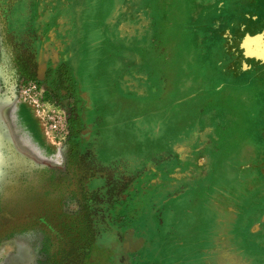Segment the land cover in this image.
Masks as SVG:
<instances>
[{
	"label": "rangeland",
	"instance_id": "rangeland-1",
	"mask_svg": "<svg viewBox=\"0 0 264 264\" xmlns=\"http://www.w3.org/2000/svg\"><path fill=\"white\" fill-rule=\"evenodd\" d=\"M18 7L10 32L29 43L43 76L14 68L0 10V107L9 112L1 123L8 134L0 136V214L15 187L25 202L44 205L57 229L110 250L112 264H264V24L249 32L251 16L264 21V0H21ZM60 62L78 87L75 107L60 102L67 120L94 117L91 149L113 164L124 188L121 204L101 194L100 214L88 221L67 140L33 136V112L10 91L19 74L64 85ZM22 230L0 239V264L17 259L9 257L16 241L26 264H51L49 233ZM118 246L122 256L114 255Z\"/></svg>",
	"mask_w": 264,
	"mask_h": 264
},
{
	"label": "flooded vegetation",
	"instance_id": "flooded-vegetation-1",
	"mask_svg": "<svg viewBox=\"0 0 264 264\" xmlns=\"http://www.w3.org/2000/svg\"><path fill=\"white\" fill-rule=\"evenodd\" d=\"M20 2L21 0H0V10L3 14H7L6 16L8 17V22L4 29L8 40L11 41V43L13 42L11 44V51L15 66L14 68H17L19 72L28 77H42L43 74L38 69L40 65L33 62L31 58L34 55V52L28 48L29 46L27 44L29 43L25 42V38H22L23 40L19 41L13 38L14 35L12 33L15 29L10 27V23L21 14L19 11L20 8L18 7ZM219 3L222 4V1H219ZM40 19L41 17L38 18V21ZM262 24H264L263 19H257L254 18V16H251L250 25L252 26L250 27L249 32L260 30L261 27H263ZM10 31H12V33ZM36 35H39V38H43L42 34L39 32ZM59 64L60 66H63L64 72H66L63 82L64 85H59L58 81L55 83L48 81L47 86L54 93L58 101L63 102L65 99H72L71 105L75 107L73 101L77 102V98H79L77 94V83L71 78L70 70L65 65V62H60ZM55 75L56 74L54 73V76ZM80 96L83 98L85 93L81 92ZM87 99L85 100L86 105L87 101H89V98ZM70 117L73 118L70 126L74 131L70 136H67L66 139L69 146L68 157L70 160H74L79 168V173H77L74 185L77 191L82 192L84 197H88L85 202V205L88 208L86 214L88 221L92 216H99V206L103 204L105 197L107 200L104 203L110 202L114 205L117 203L121 204L124 188L122 184L118 182L120 178H115L118 170L113 167V164H109V162L102 164L100 160L94 156L95 153L93 149H91V147L93 148L97 145V137L95 135L93 139L89 140L93 129L94 117L92 116V122L87 124H83L82 118L79 114H72ZM83 140L89 142L91 145H86V147H84L82 143ZM101 164L102 166L99 167ZM100 170H104V172H101ZM11 193V203L6 210L0 214V239L5 235V232L22 233L24 227H28L33 236H37L39 234L38 230L40 229L42 237L45 233H49L51 237V244L49 247L53 256L55 255L51 264H112L110 257L108 258V253H111L109 252L110 250L99 249L95 251L91 245L88 246V244H91V241L93 240L92 238L87 242L83 240L82 236L77 231L70 234L57 229L54 221L47 216L44 205L41 203L38 205L34 203L32 204L30 201L25 202V200H23L24 193L16 191L15 187L11 189ZM101 194L105 197H101ZM96 207H98V209ZM91 237H94V234H92ZM14 243V250L9 252V257L11 259V257L13 258V255L16 254L18 257L17 259L15 258L17 261L11 259L12 264L13 262L14 264H26V252L21 251V243H18L17 241ZM117 249L120 251L121 247L116 248L114 255L118 253L119 256H122L121 252ZM96 252L100 253L95 255ZM92 255H95V258L89 260Z\"/></svg>",
	"mask_w": 264,
	"mask_h": 264
},
{
	"label": "built area",
	"instance_id": "built-area-1",
	"mask_svg": "<svg viewBox=\"0 0 264 264\" xmlns=\"http://www.w3.org/2000/svg\"><path fill=\"white\" fill-rule=\"evenodd\" d=\"M10 91L31 109L42 133L51 144L59 145L66 140L68 127L65 111L46 84L19 74Z\"/></svg>",
	"mask_w": 264,
	"mask_h": 264
},
{
	"label": "crops",
	"instance_id": "crops-1",
	"mask_svg": "<svg viewBox=\"0 0 264 264\" xmlns=\"http://www.w3.org/2000/svg\"><path fill=\"white\" fill-rule=\"evenodd\" d=\"M61 19L67 21L66 15H63V17H62ZM59 21H60V20H58V22H59ZM59 24H60V23H59ZM63 33H64V35L66 36V31H62V34H63ZM59 35H60V37H62L61 34H59ZM64 35H63V36H64ZM70 44H71V42H70ZM35 120H36V119H34L32 122H30V132H32L31 134H32L33 136H36V137L38 138V140H40V136L43 137V138H46L45 135L42 133V130H41L40 125H39L38 123H36ZM38 128H39V129H38ZM38 131H39V133H38Z\"/></svg>",
	"mask_w": 264,
	"mask_h": 264
},
{
	"label": "water",
	"instance_id": "water-1",
	"mask_svg": "<svg viewBox=\"0 0 264 264\" xmlns=\"http://www.w3.org/2000/svg\"><path fill=\"white\" fill-rule=\"evenodd\" d=\"M262 58H264V53H262L261 55ZM8 114L9 112L8 111H4L2 110V108L0 107V136H2L3 138V135L4 134H8L6 130H2L1 127H2V124L6 126L5 122H7L8 120ZM11 114V113H10ZM2 123V124H1ZM1 138V137H0ZM2 158H3V155L2 153H0V162L2 161ZM0 172H1V168H0ZM3 173V171H2ZM7 250V249H6ZM9 250V249H8ZM1 263V262H0Z\"/></svg>",
	"mask_w": 264,
	"mask_h": 264
},
{
	"label": "trees",
	"instance_id": "trees-1",
	"mask_svg": "<svg viewBox=\"0 0 264 264\" xmlns=\"http://www.w3.org/2000/svg\"><path fill=\"white\" fill-rule=\"evenodd\" d=\"M73 121V118L69 117L68 120H67V123H68V135L67 136H70V134L74 131L73 129H71V126H70V123Z\"/></svg>",
	"mask_w": 264,
	"mask_h": 264
}]
</instances>
